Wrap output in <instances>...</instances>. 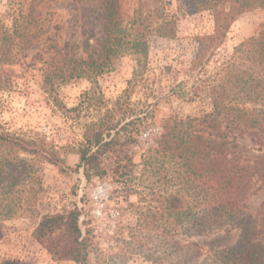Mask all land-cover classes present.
Returning a JSON list of instances; mask_svg holds the SVG:
<instances>
[{
    "label": "trees",
    "instance_id": "1",
    "mask_svg": "<svg viewBox=\"0 0 264 264\" xmlns=\"http://www.w3.org/2000/svg\"><path fill=\"white\" fill-rule=\"evenodd\" d=\"M96 1L103 21L99 47L86 52V58L74 53L66 72L60 70L56 59L51 60L49 71L48 61L47 80L87 78L95 84L112 70L116 59L125 56L138 57L139 67L143 66L153 38L175 36L177 13H212L216 29L206 38L204 47L210 59L239 16L253 9L264 11V0H175L177 13L169 10L166 0H136L132 15H128L121 12L120 0ZM22 13L20 9L17 16ZM42 33L37 21L33 28L18 19L12 24L0 21L1 90H10V67L18 64L26 48L40 42ZM75 48L65 46L63 62ZM44 50L49 52V47ZM204 54L192 62L191 71L203 70ZM138 78L136 68L127 89L111 107H102L96 89L85 93L89 102L98 101L97 105L90 103L97 107L98 115L86 125L83 141L73 152L79 157L77 167L87 182L112 172L129 179L140 175L138 180L151 186L146 188L163 211L160 220L164 251L159 264H198L205 250L214 253L210 257L212 264H264V215L251 228L245 202L257 183L260 185L256 188L264 187V28L234 49L223 75L206 87L212 110L198 117L164 121L157 140L139 165L133 160L131 148L149 126L151 111L142 99L132 103ZM239 128L247 130L260 153L249 164H245L235 142L234 132ZM47 147L40 141L0 132L1 199L14 193L23 175L31 174L23 163H18L20 152L33 158L44 156L48 161L50 156L51 162H61L54 148ZM12 203L9 200L3 207L0 200V210L8 208L11 213ZM80 215L75 208L41 216L33 238L54 262L88 264L90 243L82 231ZM146 219L140 222L141 226H151V231L160 228L156 226V214L150 221L148 216ZM235 231L239 232L235 245L224 246Z\"/></svg>",
    "mask_w": 264,
    "mask_h": 264
},
{
    "label": "rangeland",
    "instance_id": "2",
    "mask_svg": "<svg viewBox=\"0 0 264 264\" xmlns=\"http://www.w3.org/2000/svg\"><path fill=\"white\" fill-rule=\"evenodd\" d=\"M135 2L120 0L121 12L132 15ZM97 3L96 0H0V21L12 24L18 19L32 28L37 21L43 30L40 42L26 48L18 64L10 67L13 82L10 90L0 89V132L43 142L47 148H54L61 161L54 163L50 156L48 161L44 156L33 158L20 152L18 163H23L31 174L23 175L14 193H7L5 200L0 198L3 207L9 200L13 201L11 213L8 208L0 210V264H76L54 262L33 238L41 216L75 208L81 213L82 231L90 243L88 264H159L164 251L160 220L163 211L146 188L151 186L141 183L140 175L129 179L112 172L87 182L77 167L79 157L73 148L83 141L86 125L98 115L97 107L90 104L97 105L98 101L89 102L85 93L96 89L102 107H111L138 69L132 103L142 99L151 111L149 126L131 148L133 160L139 165L157 140L164 121L173 117H198L212 110L206 87L223 75L224 65L234 49L264 28V11H247L233 23L223 45L208 59L210 53L204 50L206 38L216 29L212 13L208 10L177 13L176 1L166 0L169 10L177 13V32L171 38H153L143 66L139 67L138 57L125 56L116 59L112 70L95 84L87 78L47 80L48 61L49 71L51 60L56 59L60 70L66 72L74 53L78 58H86V52L99 47L103 21ZM20 9L23 13L19 17ZM67 44L76 48L63 62ZM48 47L46 52L44 49ZM57 51L62 54L58 55ZM201 53L202 56L205 53L204 68L193 72L192 62ZM234 135L245 164L260 155L247 130L239 128ZM256 187L245 201L251 228L264 215V187ZM99 202L104 205L101 212ZM151 213L156 214L159 219L156 226H160L152 231L151 226L140 224L146 216L150 221ZM238 237L239 232H233L224 246L235 245ZM213 255L205 250L198 264H212Z\"/></svg>",
    "mask_w": 264,
    "mask_h": 264
},
{
    "label": "built area",
    "instance_id": "3",
    "mask_svg": "<svg viewBox=\"0 0 264 264\" xmlns=\"http://www.w3.org/2000/svg\"><path fill=\"white\" fill-rule=\"evenodd\" d=\"M102 192H103V191H102ZM101 194H102V193H101ZM98 206H99V208H101V209H100V212H101V210H102V208H103L104 205H103L101 202H99Z\"/></svg>",
    "mask_w": 264,
    "mask_h": 264
}]
</instances>
